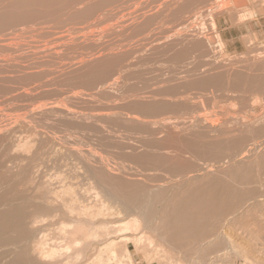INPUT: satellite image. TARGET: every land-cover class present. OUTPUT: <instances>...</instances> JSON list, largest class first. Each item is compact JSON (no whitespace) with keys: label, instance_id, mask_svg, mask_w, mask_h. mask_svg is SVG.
Masks as SVG:
<instances>
[{"label":"rangeland","instance_id":"374dc122","mask_svg":"<svg viewBox=\"0 0 264 264\" xmlns=\"http://www.w3.org/2000/svg\"><path fill=\"white\" fill-rule=\"evenodd\" d=\"M253 5L248 8L245 0H0V206L7 213L16 205L12 219L10 212L0 217V226L7 227L0 239H20V248H0V256L15 250L4 254L1 264L16 259L17 264H95L97 248L107 239L82 245L87 260L72 258L80 248L63 249L68 237L59 227L74 219L69 217L79 204L101 208L95 221L120 227L111 235L116 241L130 237L131 258L124 264L262 262L264 34L249 26L255 23ZM225 24L251 33L227 44ZM241 178L244 191L235 184L231 191L248 190L251 198L240 194L236 204H222L213 216L205 214L207 220L201 216L203 233L189 245L183 239V249L161 239L168 235L163 231L155 234L137 209L150 192L165 196L159 207L181 205L196 186L215 187L199 189L206 194ZM252 201L261 206L254 220L243 211ZM259 214L262 224L255 221ZM154 215H149L152 226L163 222L165 214ZM248 218L261 228L259 251L253 249ZM40 240L62 248L64 256L38 257L33 245Z\"/></svg>","mask_w":264,"mask_h":264},{"label":"bare ground","instance_id":"6f19581e","mask_svg":"<svg viewBox=\"0 0 264 264\" xmlns=\"http://www.w3.org/2000/svg\"><path fill=\"white\" fill-rule=\"evenodd\" d=\"M264 130V129H263ZM258 135V134H257ZM259 136V135H258ZM257 138V137H256ZM240 141V140H239ZM248 141H250V140H248ZM252 141V140H251ZM243 143V142H242ZM249 143V142H248ZM263 143V142H262ZM247 144V143H246ZM248 145V144H247ZM251 145V144H250ZM260 145V144H259ZM225 147V146H224ZM257 147V146H256ZM260 147V146H259ZM258 147V148H259ZM187 150V149H186ZM183 151V150H182ZM185 151V150H184ZM263 151V150H262ZM186 152V151H185ZM184 152V153H185ZM244 152V151H243ZM251 153V152H250ZM261 154V153H260ZM242 156V155H241ZM262 156V155H261ZM260 156V157H261ZM248 157V156H247ZM231 159H233V158H231ZM264 159V158H263ZM255 160V159H254ZM260 161V160H259ZM260 163V162H259ZM245 164V163H244ZM253 164V163H252ZM249 165V164H248ZM259 165V164H258ZM264 165V164H263ZM238 166V165H237ZM252 167V166H251ZM254 167V166H253ZM256 167V166H255ZM259 167H260V165H259ZM264 167V166H263ZM260 168H262V167H260ZM242 169V168H241ZM243 169H244V166H243ZM243 169L242 170H239V171H243ZM255 169V168H254ZM256 169H258L257 167H256ZM236 170V169H235ZM245 170V169H244ZM247 170V169H246ZM250 170V169H249ZM248 170V171H249ZM238 169L236 170V174L235 175H237L238 173ZM251 172V171H250ZM263 172V171H262ZM240 173V172H239ZM246 173V172H245ZM252 175V174H251ZM250 175V176H251ZM238 176V175H237ZM242 177V176H241ZM244 177V176H243ZM248 178V177H247ZM255 178V177H254ZM236 180H238V177L237 178H235ZM241 179H243V178H241ZM240 179V181L241 182H235V180H234V182L235 183H233V181H232V184L230 183H228V184H226L225 182H224V184H226L225 185V187H224V185H223V187L220 189V190H216V191H214V192H210L209 193V191H211V189H212V187H210L211 189H208V186H207V188H204L203 187V185L206 187V185L205 184H201V186L203 187L202 189H200V187H198L197 188V186L195 187V189H194V193H193V190L191 189V188H189L190 190H192V192H190V193H192L191 195H190V193L188 194V196H186L185 195V197H187V198H184V195H183V197H181L182 199L184 198V199H186V200H182V202H184V201H187V202H184V203H182L181 205H180V203H177V202H174V200H173V202L174 203H172L170 206H164V205H162V207H159L158 205H156L157 204V202H158V200H160V198L162 199V197H161V195L163 196V197H165L163 194H158V193H154V192H150L152 195H150V196H147L146 197V195H145V201H144V204L142 205H139L138 207H137V209L138 210H141V211H143V215L145 216V218H147V221H146V225H148L149 227H152L151 229H154L155 231V234L157 233L156 232V230H158L159 232L160 231H163L162 232V234L164 233V234H168V235H163V236H165L166 237V239H165V237H161V239L162 238H164V240H168L167 242H169V243H171V244H173L174 245V247L176 246L177 247V245H178V247L177 248H179V249H181L180 247H179V244L181 245V246H184V244L185 243H188L189 242V240L190 239H195V238H197L198 237V235H200V233H203L202 231L205 229V228H203V225L206 223V221L204 220V218L205 217H207V215L209 216V214L211 215V214H216L215 212H216V210L217 209H220V208H218V207H220V206H223L222 204H224V203H227L228 202V204L229 203H233V205H234V203L236 204V201H237V199H239L238 198V195H245L244 193H249V191L247 190V192H240V194L239 193H237V191H235V186L238 188H242V190L244 191V188H243V185L246 183V182H242V181H244V179L243 180H241ZM251 179H253V178H251ZM256 179V178H255ZM245 180H247V179H245ZM248 181H249V179H248ZM259 182V181H258ZM30 183V182H29ZM204 183V182H203ZM218 183H221V182H218ZM252 183V182H251ZM263 183V182H262ZM198 184V183H197ZM234 184H235V186H234ZM247 184H248V182H247ZM254 184V183H253ZM193 185V184H192ZM196 185V184H195ZM214 186H216V187H218L219 188V186L221 187L222 185H219V186H217V183H216V185L215 184H213ZM231 185H233L234 186V190L232 189V191H233V193H232V191H231ZM257 185V184H256ZM200 186V185H199ZM211 186V185H210ZM233 186H232V188H233ZM41 188V187H40ZM65 188V187H64ZM186 188V187H185ZM197 188V189H196ZM215 187H213V189H214ZM224 188V189H223ZM68 189H70V188H68ZM202 190V191H204L205 192V189H208V190H206V194L204 193V194H201L200 192V190ZM212 189V190H213ZM229 189H230V191H229ZM246 189H248V188H246ZM262 189V188H261ZM65 190V189H64ZM71 190H72V188H71ZM197 190V191H196ZM239 190H241V189H239ZM239 190H238V192H239ZM253 191H254V189H252ZM252 190H250V191H252ZM56 191V190H55ZM198 191H200V192H198ZM229 191V192H228ZM246 191V190H245ZM64 192V191H63ZM189 191H187V193H188ZM208 192V193H207ZM235 192V193H234ZM263 192H264V189H263ZM179 193V192H178ZM186 193V194H187ZM203 193V192H202ZM218 193V194H217ZM237 193V194H236ZM253 193L254 192H252V195H253ZM256 193V192H255ZM39 194V193H38ZM37 194V195H38ZM75 194V193H74ZM216 194H217V196H216ZM69 195V194H68ZM255 195V194H254ZM253 195V198H255L256 199V197ZM249 196H250V193H249ZM258 196H259V194H258ZM262 196H264V194L262 195ZM261 196V198H264V197H262ZM31 197V196H30ZM70 197H72V196H70ZM179 197V198H180ZM215 197H217V198H215ZM240 197V196H239ZM241 197H243V196H241ZM241 197H240V199H241ZM28 198V197H27ZM74 198V197H73ZM174 198V197H173ZM222 199L223 200V202H221V201H219L220 199ZM247 198H251V196L250 197H247ZM261 198H257V200L258 199H261ZM34 199V198H33ZM37 199H39V198H37ZM36 199V200H37ZM165 199V198H164ZM175 200H180V199H177V198H174ZM213 199H214V201H215V203H213L214 205H216V203L218 204V201H219V204H220V202H221V204L218 206H212V205H210L209 203H211V201H213ZM239 199V201H241ZM255 199H253V201L255 200ZM69 200V199H68ZM218 200V201H217ZM244 200V199H243ZM250 200V199H249ZM248 200V201H249ZM252 200V199H251ZM49 201V200H48ZM51 201H52V199H51ZM181 201V200H180ZM217 201V202H216ZM225 201V202H224ZM238 201V202H239ZM246 201V200H245ZM244 201V202H245ZM248 201H246V202H248ZM252 201V202H253ZM262 201V200H261ZM45 202V201H44ZM79 202V201H78ZM148 202H150V205L148 204ZM237 202V203H238ZM258 202V201H257ZM257 202H253L252 204L250 203H245V204H247L246 206H245V208H243V211H246V212H248V215H247V217L248 216H250L249 215V213H251V219H253V218H255V217H253V216H257L258 215V213L260 212L258 209H260V207H259V205L257 204ZM260 202V201H259ZM10 203V202H9ZM8 203V205H10ZM65 203V202H64ZM74 203V202H73ZM240 203V202H239ZM260 203H262V202H260ZM259 203V204H260ZM33 204V203H32ZM45 204V203H44ZM69 204H71V202L69 203ZM77 204L78 203H76V205L75 204H72L73 206L75 205V206H77ZM159 204V203H158ZM184 204V205H183ZM241 204H243V203H241ZM263 204H264V202H263ZM7 204H5V206H6ZM7 205V206H8ZM11 205H12V203H11ZM15 204H13V206H14ZM35 205V204H34ZM72 205H71V207H72ZM183 205V206H182ZM4 206V205H3ZM13 206H12V208H13ZM36 206V205H35ZM64 206H66V205H64ZM74 206V207H75ZM87 206H89L88 204H87ZM241 206V205H240ZM253 206H255L254 208H252ZM259 208H258V207ZM263 206V205H262ZM11 207V206H10ZM14 207H16V205L14 206ZM67 207H69L68 205L66 206V209H65V211L67 210V209H69V208H67ZM77 207H80V208H82V206H80V204H79V206H77ZM77 207L76 208H72V210L71 211H74V209L76 210L77 209ZM93 207V206H92ZM1 208L3 209V208H5V207H1L0 206V217L2 218V220H3V218L4 217H2V216H4L5 214V218H8L9 217V215H10V217L9 218H11V216L13 215L12 213L13 212H11V210H12V208L10 209V211H9V209L7 210V211H9L10 212V214L8 215L7 213H9V212H7V213H5L4 211L5 210H1ZM28 208V207H27ZM31 208V207H30ZM42 208V207H41ZM80 208H78L77 209V212L76 213H73L72 212V216H74V214L76 215V218L75 217H72L69 213H68V211H70V209L69 210H67L66 211V213H68V215H70L71 217H69V218H74L73 220H70V221H68V220H64V223H63V221H62V223H63V225H61L62 227H59V228H61V232H64L66 235V237H68L67 239L66 238H64V234H62L61 232V234H62V239H64V241H65V239L67 240V244H66V242L65 243H63V244H66L64 247H63V244H62V247H63V249L66 251V253H68V252H72L73 251V249H75V248H80V250H77V253L75 254V257L73 256L72 257V255L71 254H68L69 256L71 255V257L74 259V258H76V260H78V261H81V259H83V256H85V255H83V254H85V252H87V251H85L84 250V248H82V245H84L85 246V244L87 243H92V241L93 240H95V239H97V238H99V237H102L101 239H97V242H98V240L100 241V240H103V239H107L106 240V242L105 243H103V244H101L100 246H98V254L96 255V254H94V255H96L95 257V264H104V263H107V264H112V263H117V264H124V261L126 260V258L128 257V260H129V258H131V254H130V251L128 250V248H127V243L129 242V238L130 237H126V239H124V240H122L123 242H119V241H116V239H114L113 237H111V235L112 234H114L115 232H117L119 229H120V227H118V226H114V225H109L108 223H104V222H97V221H95V220H97L99 217L98 216H100V214L102 213L100 210H101V208H100V210H96V208L94 209V210H96V211H94V210H90V208H88L87 209V207L86 208H84V206H83V208H82V210L80 209ZM37 209H38V207H37ZM45 209V208H44ZM43 209V210H44ZM55 209V208H54ZM262 209V208H261ZM29 210V209H28ZM42 210V209H41ZM46 210H48V209H46ZM263 210V209H262ZM13 211V210H12ZM31 211V210H30ZM219 211V210H218ZM218 211H217V213H218ZM32 212V211H31ZM60 212V211H59ZM58 212V213H59ZM241 212H242V210H241ZM245 212V213H246ZM261 212H263V211H261ZM260 212V214H261V216L263 217L264 215H262V213ZM37 213V212H36ZM165 214L164 215V217H162V218H164V219H162L163 220V222L162 221H160V224H157L156 225V223H154L155 225L154 226H152L151 224H152V219H150L152 216L151 215H154V214H159V215H161V214ZM244 213V214H245ZM205 214H207V215H205ZM247 214V213H246ZM253 214V215H252ZM260 214H259V216H260ZM263 214H264V212H263ZM27 215V214H26ZM56 215V214H55ZM60 215V214H59ZM151 217H150V216ZM158 215V216H159ZM205 215V217L204 218H202L201 216H204ZM7 216V217H6ZM20 216V215H19ZM67 216V215H66ZM155 216V215H154ZM211 216H213V215H211ZM259 217V218H261V219H259V218H256L255 219V221H256V223H257V221H261V222H263L262 221V217ZM21 217V216H20ZM40 217V216H39ZM38 217V218H39ZM98 217V218H97ZM102 217V216H101ZM253 217V218H252ZM258 217V216H257ZM1 218H0V221H2L1 220ZM44 218V217H43ZM60 218V217H59ZM153 218V217H152ZM169 219V220H166V219ZM201 218V219H200ZM209 218H211V217H209ZM264 218V217H263ZM12 219V218H11ZM20 219V218H19ZM200 219V220H199ZM206 220L208 219V217L207 218H205ZM250 218H248V223L249 224H247V225H250L251 223L249 222L250 220H249ZM4 220H7V222L9 221L8 219H4ZM41 220V219H40ZM128 220V219H127ZM126 220V221H127ZM160 220V219H159ZM166 220V221H165ZM197 220H199V221H201L202 222V220H203V223H202V226H200V224L201 223H198L197 222ZM254 220V219H253ZM251 221L252 223L253 222H255V221ZM31 221V220H30ZM34 221H36V222H38L37 220H34ZM65 221H66V223H65ZM68 221V222H67ZM195 221H196V225L197 224H199V227H197L196 225H195ZM204 221H205V223H204ZM3 222V221H2ZM2 222H0V225H2L1 223ZM5 222V221H4ZM7 222H5V224L7 223ZM209 222H210V220H209ZM214 222V221H213ZM260 222V223H261ZM8 223H11V222H8ZM19 225L21 226V222L19 221ZM30 223V222H29ZM256 223L254 224V225H256ZM260 223H259V225H260ZM4 224V223H3ZM12 224V223H11ZM11 224H6V225H11ZM34 224V223H33ZM53 224V223H52ZM111 224V223H110ZM125 224V223H124ZM262 224V223H261ZM5 225V226H6ZM14 225V224H13ZM22 225H23V223H22ZM41 225V224H40ZM123 225V224H122ZM195 225V226H194ZM252 225V224H251ZM251 225L249 226V228L251 229ZM258 225V227H260ZM19 226V227H20ZM24 226V225H23ZM206 225H204V227H205ZM212 226V225H211ZM15 229L16 228H18L17 226L15 227V226H13ZM31 227V226H30ZM46 227V226H45ZM50 227V226H49ZM52 227V226H51ZM125 227V226H124ZM128 227V226H127ZM245 227V226H244ZM247 227V226H246ZM252 227H253V225H252ZM6 229H7V227H5ZM5 228H3V227H1L0 226V236H1V234H2V231H3V229H5ZM10 228V230H12L11 229V227H9ZM9 228H8V230H9ZM21 228V227H20ZM19 228V229H20ZM25 228V227H24ZM58 228V229H59ZM200 228H203V229H200ZM209 228V227H208ZM22 229H23V227H22ZM53 229V228H52ZM51 229V230H52ZM206 229H207V227H206ZM21 230V229H20ZM46 230V229H45ZM54 230V229H53ZM253 230V231H252ZM260 230H261V228H260ZM258 228H257V225L256 226H254L253 227V229H251V233H253V249H254V251H259V250H261V249H259L258 250V243H259V240L261 241V237H263V235H261L262 233H261V231H260ZM7 230H5V232H6ZM14 231V230H13ZM26 231V230H25ZM207 231V230H206ZM5 232H3V233H5ZM38 232V231H37ZM152 232V231H151ZM158 232V233H159ZM214 232H215V230H214ZM216 232H218V231H216ZM7 233V232H6ZM5 233V234H6ZM24 233V232H23ZM22 233V234H23ZM39 233V232H38ZM38 233H36V234H38ZM42 233V232H41ZM60 233H58L59 235H61ZM211 233V232H210ZM73 237V241H70V238L71 237H69L70 235ZM153 234V233H152ZM159 234H161V233H159ZM175 234V235H174ZM219 234V233H218ZM3 235V234H2ZM32 235V234H31ZM31 235H30V237H31ZM34 235H35V233H34ZM69 235V236H68ZM158 235V234H157ZM205 235H206V233H205ZM205 235H204V237L203 238H205ZM4 236V235H3ZM22 236V235H21ZM152 236V235H151ZM156 236V235H155ZM158 236H160V235H158ZM202 236V235H201ZM219 236V235H218ZM217 236V237H218ZM29 237V236H28ZM34 237V236H33ZM45 237V236H44ZM182 237H184V238H182ZM195 237V238H194ZM212 237V236H211ZM210 237V238H211ZM215 237V236H214ZM34 238H36V237H34ZM200 238V241L201 240H203L201 237H199ZM216 238V237H215ZM215 238H212L211 239V241H209V239H208V241L209 242H212V240L213 239H215ZM233 239H234V236L232 237ZM3 239V238H2ZM2 239H0V248L3 246H5V245H8V246H11V244H12V247L13 246H15L16 248L17 247H19L20 248V246H19V241H20V239H19V241H17L18 239L16 238L15 240H11V241H8V240H10V239H7V241H8V243H6L7 241L5 240V237H4V241H5V243H4V241H3V243L1 242L2 241ZM27 239V238H26ZM43 239V238H42ZM58 239H60L59 237H58ZM142 239H143V236H141L140 238H138V240H139V242L140 241H142ZM184 239V241L182 242V240ZM236 239V238H235ZM28 240H29V238H28ZM148 243H149V245H151L152 244V246H153V243H154V240H152L151 238H148ZM196 240V239H195ZM194 240V241H195ZM217 240V239H216ZM238 240V239H237ZM27 241V240H26ZM70 241V242H69ZM161 241H163V240H161ZM215 241V240H214ZM236 241V240H235ZM235 241H233L232 240V242L234 243ZM257 241H258V243H257ZM24 242V241H23ZM28 242V241H27ZM36 243H34V247H33V251L38 255V257H42V258H44V259H47V258H53V257H57V256H60L61 257V255L63 254V256H64V252L62 253V251H63V249L61 248V247H59V248H61V250L60 249H58V248H55V247H51V246H49V245H46V243H44V242H42V240H40V241H35ZM60 242V241H59ZM73 243V245L72 244H70L69 245V243ZM181 242L182 243H184V244H181ZM231 242V243H232ZM9 243H10V245H9ZM90 243H89V245H90ZM94 243H96V242H94ZM100 243H102V242H100ZM163 243H164V241H163ZM169 243H166L167 245L169 244ZM193 243V242H192ZM197 243H198V241H197ZM202 243L204 244L205 243V241H202L201 242V246H202ZM232 243V244H233ZM18 244V245H17ZM22 244V243H21ZM97 244V243H96ZM142 244H143V242H142ZM170 244V246H172L173 247V245H171ZM177 244V245H176ZM211 244V243H210ZM214 244V243H213ZM219 244V243H218ZM231 244V245H232ZM261 243H259V245H260ZM23 245V244H22ZM28 245V244H27ZM75 245V246H74ZM94 245V244H93ZM93 245L91 244V246L93 247ZM187 245H189V243L187 244ZM190 245H191V241H190ZM193 245H195V244H193ZM205 245V244H204ZM203 245V246H204ZM212 245V244H211ZM219 245H221V244H219ZM236 245V244H235ZM24 246V245H23ZM32 246V245H31ZM74 246V247H73ZM91 246H89L88 248H90ZM157 246V245H156ZM192 246V245H191ZM198 247H199V244L197 245ZM197 246H194V247H197ZM207 246L209 247L210 245H209V243L207 244ZM214 246H216V243L214 244ZM22 247V246H21ZM86 247V246H85ZM96 247V246H95ZM144 247H145V245H144ZM185 247V246H184ZM183 247V248H184ZM206 247V246H205ZM217 247V246H216ZM94 248V247H93ZM182 248V249H183ZM210 248V247H209ZM259 248H260V246H259ZM262 248V247H261ZM28 249V248H27ZM26 248H25V250H27ZM178 249V250H179ZM191 249V248H190ZM194 248H192V250H193ZM214 249V248H213ZM226 249V248H225ZM252 249V250H253ZM23 250H24V248H23ZM24 250V251H25ZM88 250V249H87ZM175 250V249H174ZM198 250V249H197ZM202 250H203V247H202ZM201 250V251H202ZM207 250H209V249H206V250H203V252H205V251H207ZM211 250V249H210ZM28 251V250H27ZM75 251H76V249H75ZM156 251V250H155ZM163 251V250H162ZM194 251H195V249H194ZM211 251H213V250H211ZM210 251V252H211ZM15 252V250L14 249H12V250H10L9 252H6V257H7V255L8 256H10V255H12L13 253ZM193 252V251H192ZM199 252H200V250H199ZM199 252H197L196 251V253H199ZM210 252H207V253H209L210 254ZM262 252V251H261ZM62 253V254H61ZM73 253H74V251H73ZM148 253V252H147ZM163 253V252H162ZM195 253V252H194ZM195 253V254H196ZM207 253H205V254H207ZM221 253V252H220ZM255 253H258V252H255ZM1 254V253H0ZM3 253H2V255L0 256V257H2V256H4L5 257V255H4ZM88 254V253H87ZM86 254V255H87ZM202 254V252H200V255H198L200 258H202L201 255ZM204 254V255H205ZM262 254V253H261ZM261 254H259L258 256L260 257V255ZM157 255V254H156ZM171 255V254H170ZM216 255V254H215ZM221 255V254H220ZM256 255V254H255ZM68 256V257H69ZM152 256V255H151ZM160 256V255H159ZM158 256V257H159ZM206 256V255H205ZM204 256V257H205ZM219 256V255H218ZM257 256V255H256ZM257 256V258H259ZM262 256H264L263 254H262ZM4 257H2V259H0V260H3V258ZM5 257V258H6ZM29 257H31V256H29ZM65 257H66V255H65ZM70 257V258H71ZM173 257V256H172ZM197 257V256H196ZM199 257L197 258V259H199ZM207 257V256H206ZM255 257V256H254ZM24 258V257H23ZM41 258V259H42ZM91 258V257H90ZM170 258V257H169ZM191 258V257H190ZM227 258V257H226ZM263 258L264 257H261V259H262V262L261 263H258V264H264V260H263ZM34 259H35V257H34ZM66 259V258H65ZM64 259V260H65ZM68 259V258H67ZM80 259V260H79ZM85 260H87L86 258H84ZM83 259V260H84ZM165 259V258H164ZM175 259V258H174ZM178 259H179V257H178ZM182 259V258H181ZM195 259V258H194ZM213 259V258H212ZM260 259V258H259ZM258 259V260H259ZM260 259V260H261ZM199 260H202V259H199ZM257 260V259H256ZM14 261H16V264H17V259L16 260H14ZM178 261V260H177ZM191 260H189V262L187 263V264H190L192 261H194L193 259H192V261L190 262ZM195 261H197V263L198 264H201V262L199 261L198 262V260H196L195 259ZM203 261H204V259H203ZM208 261V260H207ZM213 261V260H212ZM254 261V260H253ZM29 262H30V260H29ZM174 262V261H173ZM12 263V262H11ZM10 263V264H11ZM28 263V262H27ZM39 263V262H38ZM76 263V262H75ZM78 263V262H77ZM90 263V262H89ZM185 263V262H184ZM256 263V262H255ZM1 264V263H0ZM4 264V263H3ZM12 264H14V263H12ZM20 264V263H19ZM33 264H34V262H33ZM186 264V263H185ZM192 264H193V262H192ZM196 264V263H195Z\"/></svg>","mask_w":264,"mask_h":264},{"label":"crops","instance_id":"0c3cea01","mask_svg":"<svg viewBox=\"0 0 264 264\" xmlns=\"http://www.w3.org/2000/svg\"><path fill=\"white\" fill-rule=\"evenodd\" d=\"M249 3V7H251V5H253V1H255L257 3L256 7L255 4L253 5L254 7V10L253 13H255V16H254V21L255 23H250L249 22H246L245 23V27L248 28V23L249 26L251 27H254V26H258L262 29H260V31H263L264 32V0H245ZM259 3V5H258ZM234 25L233 24H229V25H224V27L222 28V34H223V37L225 38V42H227V44H235L236 42H241L243 41V37L247 36L248 34L251 33V31H249L248 29L245 30V31H242L240 28H238V32L236 29L233 28ZM259 30H257V34H264L263 32L260 33Z\"/></svg>","mask_w":264,"mask_h":264}]
</instances>
